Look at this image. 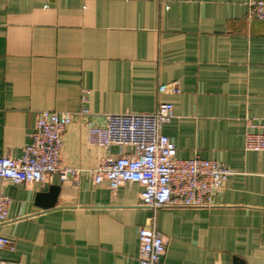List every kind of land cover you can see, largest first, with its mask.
<instances>
[{
  "label": "crops",
  "instance_id": "0c3cea01",
  "mask_svg": "<svg viewBox=\"0 0 264 264\" xmlns=\"http://www.w3.org/2000/svg\"><path fill=\"white\" fill-rule=\"evenodd\" d=\"M247 1L0 0V155L22 154L38 111L71 112L60 163L81 170L0 178L11 199L0 235L14 246L0 250L5 264H139L138 229L153 212L140 184L94 182L93 168L130 148L89 142L84 96L97 125L173 103L162 130L177 157L233 171L210 205L157 210L170 264H264V151L245 150L247 120L264 117V22ZM165 83L181 92L160 93ZM53 184L57 204L39 206Z\"/></svg>",
  "mask_w": 264,
  "mask_h": 264
},
{
  "label": "built area",
  "instance_id": "2783aa9c",
  "mask_svg": "<svg viewBox=\"0 0 264 264\" xmlns=\"http://www.w3.org/2000/svg\"><path fill=\"white\" fill-rule=\"evenodd\" d=\"M248 17L264 22V0H248ZM159 92L180 93L176 83L159 86ZM83 104L77 112L88 118L90 143L109 149L112 145L128 147V153L106 157L91 170L95 183L107 181L112 190L125 183L142 186L140 205L153 214L139 227V264H170L168 240L156 226V212L164 207L200 208L211 204L213 195L224 187L233 171L222 161L177 157V147L163 133V125L174 117L171 102H162L153 112L110 113L105 124L92 122L91 110ZM74 114L56 110H40L30 141L18 157L0 155V178L14 184L44 182L58 174L62 180L78 175L81 170L60 163L63 133L73 122ZM245 150L264 151V117L258 122L247 120ZM11 199L0 193V225L9 219ZM14 249L13 241L0 235V250ZM0 264H5L0 253Z\"/></svg>",
  "mask_w": 264,
  "mask_h": 264
},
{
  "label": "water",
  "instance_id": "95a60500",
  "mask_svg": "<svg viewBox=\"0 0 264 264\" xmlns=\"http://www.w3.org/2000/svg\"><path fill=\"white\" fill-rule=\"evenodd\" d=\"M61 190V186L53 184L49 187L48 191L40 192L37 195V204L43 208L54 207L57 204L58 196Z\"/></svg>",
  "mask_w": 264,
  "mask_h": 264
}]
</instances>
